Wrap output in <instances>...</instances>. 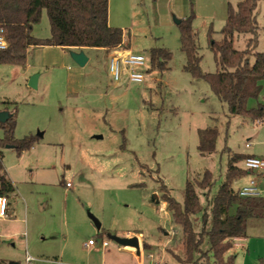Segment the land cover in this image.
Masks as SVG:
<instances>
[{
  "label": "rangeland",
  "instance_id": "rangeland-1",
  "mask_svg": "<svg viewBox=\"0 0 264 264\" xmlns=\"http://www.w3.org/2000/svg\"><path fill=\"white\" fill-rule=\"evenodd\" d=\"M240 1L112 0L111 20L113 27L124 31L123 48L142 54L146 69L152 48L164 47L172 53L166 70L145 72L141 83L128 78L114 82L110 51L101 48L84 51L89 59L85 66L74 61L72 51L55 46L31 48L24 67L0 65V112L15 114V138L39 136L22 159L14 149L0 147L5 154L3 169L14 182L16 194L32 197L31 243L43 245V238L68 237L86 251L83 256L93 252L98 263L105 258L108 264H137L122 250V240L129 232L141 233L152 246L145 250L144 264H180L176 256L184 258L182 230L162 196L167 193L183 204L187 182L200 180L210 171L209 192L197 189L206 208L225 182L230 158H264V120L230 115L205 80L184 70L187 58L176 23L194 16L201 71L216 73L220 67L209 32L220 42L229 6L236 10ZM255 17L254 52L264 53V0L258 2ZM33 36H51L45 10ZM252 37L251 33L236 34L235 49L245 50ZM35 74L39 79L34 89L29 80ZM260 84L261 93L248 100V109L264 105V79ZM207 128H217L219 134L215 152L203 156L198 150V130ZM238 166L243 168V161ZM251 180L264 190V176L256 173L237 180L233 189ZM68 183L71 187H66ZM203 213L191 218L196 232L204 228ZM90 215L102 224L100 230ZM207 222L208 230L210 218ZM102 235L109 247L96 252L95 247L84 246L89 240L99 243ZM208 250L205 236L202 251ZM229 255H234L235 264H264V209L249 219L245 241L233 246ZM25 259L22 255L12 263L27 264ZM202 262L212 264V259Z\"/></svg>",
  "mask_w": 264,
  "mask_h": 264
},
{
  "label": "trees",
  "instance_id": "trees-1",
  "mask_svg": "<svg viewBox=\"0 0 264 264\" xmlns=\"http://www.w3.org/2000/svg\"><path fill=\"white\" fill-rule=\"evenodd\" d=\"M260 0H241L237 9L229 6L226 24L221 33L223 39L214 41L209 32L211 50L220 67L216 73L201 71V56L192 28L194 16L181 20L179 24L181 50L187 61L184 70L195 79L205 80L216 97L225 103L229 114L248 117L253 121L264 120V105L248 109L247 102L258 98L264 79V53L254 52L257 44V22L255 11ZM43 10L47 12L51 36L40 39L33 36L34 25L39 23ZM0 29L8 47L0 52V65L26 66L29 50L34 47L55 46L62 49L101 48L111 51L123 45L124 31L109 25V0H0ZM253 34L247 41L245 50L234 47L236 34ZM150 71L163 72L167 69L172 53L164 47L152 48L149 52ZM252 58L254 60L252 61ZM4 131L0 147L12 146L17 155L29 151L38 142L39 136L29 135L15 138L16 118L10 113L5 123H0ZM217 128L198 130L199 152L205 156L215 152L218 138ZM246 155L230 158L225 182L206 208L202 205L197 189L209 192L213 177L205 171L200 180L188 181L183 204L169 194L162 196L163 203L172 215L173 222L181 227L184 258L176 256L180 264H235L234 255L226 254L234 246L235 240L245 238L249 219L257 218L264 209V196L243 198L233 189V184L251 172L238 166ZM16 189L7 174L3 172L0 151V195L8 201ZM208 210L210 213H208ZM203 213L204 228L196 232L192 216ZM208 218L210 228L207 230ZM208 236L209 250L202 251L204 237Z\"/></svg>",
  "mask_w": 264,
  "mask_h": 264
},
{
  "label": "crops",
  "instance_id": "crops-1",
  "mask_svg": "<svg viewBox=\"0 0 264 264\" xmlns=\"http://www.w3.org/2000/svg\"><path fill=\"white\" fill-rule=\"evenodd\" d=\"M111 5H112V0H109V25L115 26L113 25L111 20L112 19ZM124 43H125V38L123 40V45H126ZM87 49L88 48H83V49L70 48L64 50L84 52ZM7 149H13V148H7ZM25 153H27V151L22 153L19 156V158L22 159ZM250 156H256V155H250ZM4 157L5 154L2 152V163L4 161ZM3 172L6 173L5 169H3ZM259 176H263V175L259 174ZM7 177L15 186L10 176ZM15 189L17 191L16 186ZM16 191L9 199L8 216L4 219H0V264H15L12 263V261H18L20 256L22 255L24 256L26 255L25 260L27 264H31L32 262H35L33 264H79L80 262H82V264H108V261L105 258H103L102 261H100V263L96 262L93 259L94 256L92 254L93 252L92 253L90 252V255L88 253V256L87 255L83 256L82 253L86 254V251L81 248V245L77 246V244L75 243L76 241H73V239H69L68 237H65L60 240L55 238H51V239L43 238V245H39L38 242L31 243L30 218L34 207L31 202L32 197L29 199L22 192L16 194ZM163 204L164 206L167 207L166 203ZM101 228H102V224H101ZM128 237H137L139 239V247L135 248L130 246H123L122 250L127 253L129 252L131 259H135L137 264H144L145 250L148 247L152 248V246L144 242L141 233L133 234L129 232ZM101 238L102 240L99 243L95 241L96 244L94 246H90L88 244L84 246L95 247L96 252L100 250H104L105 248H102V241L106 239H104L103 235L101 236ZM245 239L246 237L236 239L234 246L238 245L240 241L241 242L245 241ZM6 245H10V246H6ZM10 247L15 250L9 251L8 249H10ZM151 255L152 254L149 253V256Z\"/></svg>",
  "mask_w": 264,
  "mask_h": 264
},
{
  "label": "built area",
  "instance_id": "built-area-1",
  "mask_svg": "<svg viewBox=\"0 0 264 264\" xmlns=\"http://www.w3.org/2000/svg\"><path fill=\"white\" fill-rule=\"evenodd\" d=\"M8 47L7 41L3 35V30L0 29V52L6 50ZM109 71L113 81L120 83L124 78H128L129 81L134 83H141L144 80L145 72L150 69H146V58L142 54H135L128 49H124L123 45L119 46L109 53ZM150 64V58H149ZM249 147V144L246 145ZM243 169L257 173L264 176V158L249 156L243 161ZM66 187H71L68 183ZM238 195L243 198H253L264 196V190L260 189L255 180H251L248 185H245L237 190ZM9 201L5 196L0 195V219H4L8 216ZM132 238V237H129ZM96 242L90 240L88 245L94 246ZM109 246L107 240L102 241V248ZM153 264H163L162 262H154Z\"/></svg>",
  "mask_w": 264,
  "mask_h": 264
},
{
  "label": "water",
  "instance_id": "water-1",
  "mask_svg": "<svg viewBox=\"0 0 264 264\" xmlns=\"http://www.w3.org/2000/svg\"><path fill=\"white\" fill-rule=\"evenodd\" d=\"M176 23L179 25L181 23V20H176ZM72 57L74 59V61L79 65V66H85L86 63L88 62V57L85 55V53L83 51H72ZM38 79H39V75L35 74L33 76L30 77L29 80V86L32 88H37L38 86ZM10 117V113L9 112H0V123H5ZM7 148H12V146H7ZM90 218L93 220V222L95 223L96 227L98 229L101 228V224L99 223V221L93 217L92 215H90ZM122 244L124 246H130V247H135L138 248L139 247V239L137 237H132V238H124L122 240Z\"/></svg>",
  "mask_w": 264,
  "mask_h": 264
}]
</instances>
